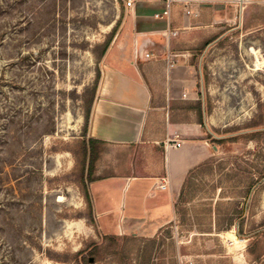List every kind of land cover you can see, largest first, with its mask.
<instances>
[{"label": "rangeland", "instance_id": "374dc122", "mask_svg": "<svg viewBox=\"0 0 264 264\" xmlns=\"http://www.w3.org/2000/svg\"><path fill=\"white\" fill-rule=\"evenodd\" d=\"M211 6L190 44L217 149L170 225L121 232L145 218L133 185L111 195L124 215L102 217V233L81 181L85 103L113 52H134L133 13L126 0H0V264H264L248 254L253 234L264 246V0Z\"/></svg>", "mask_w": 264, "mask_h": 264}, {"label": "crops", "instance_id": "0c3cea01", "mask_svg": "<svg viewBox=\"0 0 264 264\" xmlns=\"http://www.w3.org/2000/svg\"><path fill=\"white\" fill-rule=\"evenodd\" d=\"M189 1L191 15L177 0L170 18L157 19L168 0H135L131 12L136 52H113L115 58L106 65L111 79L100 87L88 132V138L106 143L96 163L98 179L90 183L102 233V217L124 215L111 195L124 194L133 185L142 196L145 218L134 214L121 232L156 234L170 225L190 171L214 155L206 118L203 126L197 113L199 104L205 111V99L195 67L200 46L190 44V38L199 33L197 25L210 24L199 18L201 12L215 1L229 0ZM169 55L176 60L174 67L168 66ZM176 131L185 142L167 149L166 140Z\"/></svg>", "mask_w": 264, "mask_h": 264}, {"label": "trees", "instance_id": "16d2710c", "mask_svg": "<svg viewBox=\"0 0 264 264\" xmlns=\"http://www.w3.org/2000/svg\"><path fill=\"white\" fill-rule=\"evenodd\" d=\"M115 31V29H114ZM113 31V33H114ZM112 33V34H113ZM111 43V39L107 40L104 43L103 49H102V54L101 56L103 57ZM95 95H96V87L92 90V96L91 98L86 101L85 103V113H84V118H85V125H84V130H85V136L87 135L88 128L90 125V120H91V115H92V110L93 106L95 103ZM197 113L199 116V121L200 123L204 126V109L202 107V104H199L197 107ZM238 137H229V138H220V139H214L213 142L216 145H221L225 144L227 142H233L236 141ZM97 144H99L101 147L98 148ZM106 145L105 142H98L92 138L85 139L82 142V147H81V160H82V173H81V181H82V186L84 190V196L87 201L88 207L93 213V202H92V197L90 193V183L93 181L97 180L98 178L95 176L96 173V163L97 161L101 158L102 152L104 151V146ZM200 169V166L196 167L195 169L191 170L186 182H188L191 178L194 177V174ZM251 181V179H250ZM253 181V178H252ZM258 182H251L249 186V192L254 187ZM249 196V195H248ZM95 224V218H93V225ZM239 237H242L243 234L239 232L238 234ZM252 238V244L248 248V254L251 256V258L254 261H261L264 259V246H263V241L260 238V235L253 234L250 236Z\"/></svg>", "mask_w": 264, "mask_h": 264}, {"label": "built area", "instance_id": "2783aa9c", "mask_svg": "<svg viewBox=\"0 0 264 264\" xmlns=\"http://www.w3.org/2000/svg\"><path fill=\"white\" fill-rule=\"evenodd\" d=\"M177 0H168V6L167 9L162 13V14H156L155 18L157 19H162L164 17L166 18H170L171 16V10L173 7V2H175ZM183 3L184 8L186 9V13L188 15L192 14V10L189 9V5L190 2L189 0H181ZM126 5L128 8L133 9L135 7V0H126ZM136 52V50H135ZM145 57L147 58H151V54H146ZM176 65V60L173 56L169 55L168 56V66L169 67H174ZM184 140L181 137V133L179 131H176L172 137L168 138L166 140L165 146L166 148H181L184 144ZM162 187H165V185H163Z\"/></svg>", "mask_w": 264, "mask_h": 264}, {"label": "water", "instance_id": "95a60500", "mask_svg": "<svg viewBox=\"0 0 264 264\" xmlns=\"http://www.w3.org/2000/svg\"><path fill=\"white\" fill-rule=\"evenodd\" d=\"M215 149H217L216 147H215ZM92 261V260H91Z\"/></svg>", "mask_w": 264, "mask_h": 264}]
</instances>
